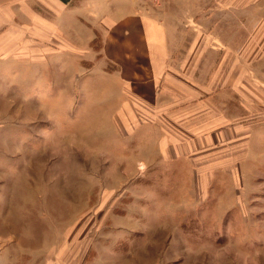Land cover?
Masks as SVG:
<instances>
[{"label":"rangeland","instance_id":"rangeland-1","mask_svg":"<svg viewBox=\"0 0 264 264\" xmlns=\"http://www.w3.org/2000/svg\"><path fill=\"white\" fill-rule=\"evenodd\" d=\"M56 1L0 0V264H264V0H140L159 81Z\"/></svg>","mask_w":264,"mask_h":264},{"label":"crops","instance_id":"crops-1","mask_svg":"<svg viewBox=\"0 0 264 264\" xmlns=\"http://www.w3.org/2000/svg\"><path fill=\"white\" fill-rule=\"evenodd\" d=\"M53 4L59 13L57 19L73 24L77 16L97 28L104 40V57L115 59L122 73L152 75L158 81L166 73L170 58L169 22L166 17L160 21L139 14L140 0H80L73 7L59 0Z\"/></svg>","mask_w":264,"mask_h":264}]
</instances>
